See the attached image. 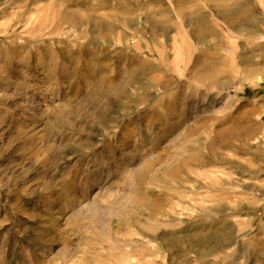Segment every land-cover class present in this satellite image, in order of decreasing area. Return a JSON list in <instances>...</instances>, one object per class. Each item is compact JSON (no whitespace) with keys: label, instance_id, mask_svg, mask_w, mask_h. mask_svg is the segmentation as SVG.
Listing matches in <instances>:
<instances>
[{"label":"rangeland","instance_id":"obj_1","mask_svg":"<svg viewBox=\"0 0 264 264\" xmlns=\"http://www.w3.org/2000/svg\"><path fill=\"white\" fill-rule=\"evenodd\" d=\"M177 1L0 0V264H264V82Z\"/></svg>","mask_w":264,"mask_h":264},{"label":"bare ground","instance_id":"obj_2","mask_svg":"<svg viewBox=\"0 0 264 264\" xmlns=\"http://www.w3.org/2000/svg\"><path fill=\"white\" fill-rule=\"evenodd\" d=\"M170 5H172L171 2ZM247 5L248 3L244 0H233V4L227 2V0H181L177 1L172 9L170 8L172 10L171 17L167 15L170 11H157L153 14L144 13L141 15L140 13L141 16L139 18L142 17L148 21L153 17H159V19L168 17V20H170L169 18L179 20L185 25L184 27L186 29L190 28L192 25L201 24V28L196 30L194 34L201 37L202 40L205 36L216 37V35H218L216 31L208 28L206 24L211 21L210 18L220 19L223 23L221 26L223 35L225 33L234 36L235 39H244L247 41L245 45L240 47L242 53L240 52L241 54L237 64L241 66V71L246 76L254 78L256 81L264 82V30L261 29V25L264 27V14L261 13L257 17L254 16L252 12L244 10ZM252 14L256 22L251 20ZM66 18L68 22H70V33L74 34L85 29L92 21L90 15H86L84 18L67 15ZM186 29H184L185 36H187ZM103 30L110 31L111 29L110 27L103 26ZM101 43L102 42L91 41L85 48L91 44L95 46ZM249 46H256L257 49H255V51L248 50ZM76 53L69 57L70 61L74 58L78 59L77 56H88L86 50ZM11 54H13V52ZM35 65L37 64L32 62L31 66L34 67ZM201 253L202 252H200V255Z\"/></svg>","mask_w":264,"mask_h":264}]
</instances>
